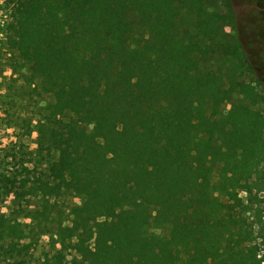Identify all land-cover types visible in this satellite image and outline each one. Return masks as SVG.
<instances>
[{
    "label": "trees",
    "instance_id": "16d2710c",
    "mask_svg": "<svg viewBox=\"0 0 264 264\" xmlns=\"http://www.w3.org/2000/svg\"><path fill=\"white\" fill-rule=\"evenodd\" d=\"M219 1L13 0L9 45L46 104L37 150L15 143L12 167L0 164V193L28 220L1 227L11 243L0 242V264L30 222L34 240L53 242L40 264H261L239 189L264 160L252 102L264 67L248 51L263 41L264 8L221 0V11ZM219 61L233 80L256 75L224 132L207 113ZM65 113L81 122L57 129ZM68 196L80 204L66 213Z\"/></svg>",
    "mask_w": 264,
    "mask_h": 264
},
{
    "label": "rangeland",
    "instance_id": "374dc122",
    "mask_svg": "<svg viewBox=\"0 0 264 264\" xmlns=\"http://www.w3.org/2000/svg\"><path fill=\"white\" fill-rule=\"evenodd\" d=\"M219 3V9L224 11L221 0ZM259 4L263 5L264 8V0H260ZM12 7L13 0H0V164L9 163V168L14 162L10 153H12L11 148L15 143H23L25 149L32 152L37 150V132L35 130L38 119L37 112L46 104V100H43L33 91L38 85V79L32 77L33 80L30 81L31 72L28 64L19 56L18 51L9 45L7 25L11 20ZM227 23L224 31L229 34L231 40V38L237 37V34L232 23L229 20ZM261 39L263 41L259 38L248 40L250 45L248 51L252 54L253 59L258 62L259 69L264 67V37ZM261 58L263 59L261 60ZM216 67L223 83L217 95L207 103V113L212 115V120L219 131L224 132L227 127L225 115L229 110L234 106L250 103V98L240 94L241 87L256 79V75L249 72L240 74L238 71L236 75L239 77L233 80L231 77H227L228 66L223 62H217ZM254 85L258 96L252 102L255 101L254 106L260 109L264 118V82H254ZM47 101H51V99H47ZM255 107L252 106V108ZM68 122L80 123L81 121L73 114L65 113L57 118L56 128L63 129L65 123ZM28 130L31 131L30 135L25 134ZM262 137L264 139V130ZM239 195L248 208L247 221L254 225L253 246L258 257L261 258V264H264V160L249 176L248 180L242 184ZM62 203V208L67 213L69 207L79 206L80 200L68 196ZM16 206L13 194H8L3 189L0 193V229L7 220L9 223L13 222L16 216L22 223L28 221L26 218H21L22 213L14 214L11 212ZM27 225L35 226L36 224L30 222L21 227L22 231H25L24 235H29V239L15 240L17 245L14 246V249L6 255H1L4 263L40 264L43 254L52 248L53 242L48 235H40L34 240L29 232L30 227ZM37 229L35 227L33 232H36ZM0 242L10 247L11 240L3 239ZM90 246L89 249H93V245L90 244Z\"/></svg>",
    "mask_w": 264,
    "mask_h": 264
}]
</instances>
